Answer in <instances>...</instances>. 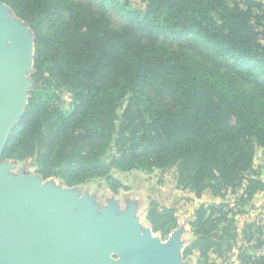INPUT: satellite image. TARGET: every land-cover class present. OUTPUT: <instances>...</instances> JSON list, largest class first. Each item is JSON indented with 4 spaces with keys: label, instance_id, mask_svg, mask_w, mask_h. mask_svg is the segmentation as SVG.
I'll use <instances>...</instances> for the list:
<instances>
[{
    "label": "trees",
    "instance_id": "obj_1",
    "mask_svg": "<svg viewBox=\"0 0 264 264\" xmlns=\"http://www.w3.org/2000/svg\"><path fill=\"white\" fill-rule=\"evenodd\" d=\"M0 0L32 31L34 72L25 113L1 160L35 158L43 179L75 186L113 170L176 167L177 184L197 197H224L251 172L254 145L264 148V7L256 0ZM65 86L67 109L43 85ZM128 105L117 112L119 103ZM250 198L261 186L250 181ZM233 210H195L184 256L212 264L231 250ZM165 237L174 208L151 201L146 214ZM259 248V246H257ZM241 264L264 253L238 248Z\"/></svg>",
    "mask_w": 264,
    "mask_h": 264
},
{
    "label": "rangeland",
    "instance_id": "obj_2",
    "mask_svg": "<svg viewBox=\"0 0 264 264\" xmlns=\"http://www.w3.org/2000/svg\"><path fill=\"white\" fill-rule=\"evenodd\" d=\"M134 8H143V0H127ZM262 3L264 0H256ZM3 7V28L6 33V46L3 50V59L14 40H20L29 50V56L21 62L18 84L22 101L17 108V115L10 129L5 132L4 139H9L14 127L19 122L29 103L34 72L35 46L31 29L5 5ZM43 85L55 95V105L62 110L67 109L71 101V94L65 86L55 87L52 81ZM128 105L123 99L118 105L121 113ZM116 178L120 187L114 193L109 188L105 177L94 178L75 186H67L57 177L43 179L36 172L35 158L22 161L1 160L0 176L2 178L26 179L33 191L41 197H47L58 204L65 201L67 209L62 217V223L67 224L68 230L73 233L76 223L85 220V231L93 232L92 236L83 239L80 246L88 248L97 240L110 241L112 244L122 235L125 226L134 228L139 235L151 242L159 244L158 251L152 264H162L171 261L172 264H196L197 255H183L185 248L193 240L189 222L199 207L228 203L233 210L237 233L236 244L231 250L223 248L222 256L210 254L212 264H241L238 260V248L243 247L252 254L264 253V148L257 142L254 145L251 172L243 180L240 188L229 189L224 197L215 196L204 191L197 197L190 189L177 184L176 167L155 169L152 172L131 170H113L110 174ZM257 181L260 188L247 198L245 187L250 181ZM159 205L172 207L177 217V227L165 237L152 231L146 214L151 201ZM259 246V248H257ZM107 257L117 262L119 254L112 246Z\"/></svg>",
    "mask_w": 264,
    "mask_h": 264
},
{
    "label": "water",
    "instance_id": "obj_3",
    "mask_svg": "<svg viewBox=\"0 0 264 264\" xmlns=\"http://www.w3.org/2000/svg\"><path fill=\"white\" fill-rule=\"evenodd\" d=\"M6 33L3 7L0 4V157L9 139H4L22 101L18 84L22 60L29 50L14 40L3 59ZM67 209L38 196L26 179L0 176V264H152L159 244L142 238L125 226L112 244L97 240L88 248L80 246L93 232L85 231V220H79L73 233L62 223ZM114 246L119 260L112 262L107 253ZM162 264H172L167 261Z\"/></svg>",
    "mask_w": 264,
    "mask_h": 264
}]
</instances>
